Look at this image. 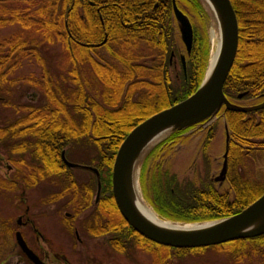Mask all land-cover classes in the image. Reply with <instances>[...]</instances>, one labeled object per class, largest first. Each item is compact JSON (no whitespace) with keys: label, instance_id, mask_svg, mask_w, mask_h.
<instances>
[{"label":"trees","instance_id":"16d2710c","mask_svg":"<svg viewBox=\"0 0 264 264\" xmlns=\"http://www.w3.org/2000/svg\"><path fill=\"white\" fill-rule=\"evenodd\" d=\"M175 1L184 13L202 10L196 0ZM230 3L238 23V47L223 93L233 102L239 94L248 98L264 90V0ZM10 25L19 29L0 36V95L11 96L13 84L23 81L39 92L42 102L4 104L13 110V117L0 125V148L15 163L16 172L0 177V192H25L30 167L46 172L48 179L51 172H64L55 178L58 188L46 200L55 196L64 201V209L74 212L66 221L72 236L76 229L89 239L102 236L114 253L132 260V252L141 250L150 264H188L192 259L195 262L189 264H205L209 250L216 255L227 252L233 264L244 255L264 260V234L206 248L157 245L122 219L112 197V163L123 139L151 115L192 95L206 70L207 41L197 44L193 39L185 71L181 68L178 77H172L178 47L171 0H0V30ZM55 45L61 48L60 63L65 66L61 81L50 76L44 59L43 49ZM24 61L44 66L43 76L11 81L9 77ZM221 113L231 137L229 191L219 193L206 180L198 187L194 181L179 182L175 176L163 181L159 176L153 189L160 217L186 223L218 220L239 213L264 194V180L255 181L239 171H245L252 150L264 156V110ZM191 129L174 132L165 142L172 145ZM153 150L158 152V146ZM62 153L70 162H79V155L86 157L87 166L108 172V197L94 205V183H71L67 172L74 170L63 164ZM80 213L85 217L77 221ZM11 231L6 228L1 234L9 237Z\"/></svg>","mask_w":264,"mask_h":264},{"label":"rangeland","instance_id":"374dc122","mask_svg":"<svg viewBox=\"0 0 264 264\" xmlns=\"http://www.w3.org/2000/svg\"><path fill=\"white\" fill-rule=\"evenodd\" d=\"M196 1L200 4L202 8L201 11H196L194 8L185 13L182 10L180 11L188 18L193 31V39H196L197 44H202V39H206L207 41L209 55L206 66L207 70L214 44L213 34L214 32L217 34V27L215 25L214 18L211 16L209 11H207V9L201 5L199 0ZM171 12L172 20L177 33L176 43L178 49H176L177 53L173 55L170 72L172 77L176 78L181 73V68H183L182 63H184V66H186L188 57L191 54V50L189 53L185 51L181 41L178 24L173 16L172 6ZM18 29L19 28L17 25H10L0 30V36H8ZM105 41L106 40H103L100 45H102ZM43 51L45 53L44 59L46 61V70H50V76H55L61 81L62 78H65V66L64 63H60L61 48L56 45L53 47L48 46L45 47ZM103 53L106 52L103 50L102 54ZM105 58H107L108 61L112 60V58L109 57L107 53ZM35 62L36 61H24V64L19 69H17L12 74V76L9 77V79L11 81H18L20 79L41 78L43 76L44 66L42 67L41 64ZM11 93L12 94L9 97L6 95H0V125L7 123L5 122L7 121L5 120L6 118L13 117V110L4 104L12 103L14 105L37 106L42 102L39 92L27 86L23 81L14 83ZM225 123L226 119L224 115L217 114L208 122L197 125L189 131H185V133L179 137L180 139L178 140L180 141L172 145L170 144V141L165 142L171 135L165 134L166 136L164 135L165 138L161 142H159L157 145L153 144L152 146L148 147V149L140 157L135 168L138 189L137 194L144 206L148 207L153 212L155 211L154 197L156 196V192L153 189V185H155L154 180H158L160 177H162L160 179L165 181L166 177L171 178V176H175L179 182L186 180L194 181L198 187H200L199 184L202 181L205 182L206 180L208 182H212L211 184L215 187L217 192L221 190L222 193L229 191L227 182L220 183L214 181L222 168V155L224 153L225 147ZM157 146L158 152L153 150L154 148L156 149ZM78 159L79 162L72 163H76L80 166H87L85 162H87L88 158L79 155ZM8 160H10L9 157L5 151L0 148L1 178L10 177L13 172H16L15 166L11 168L10 171L7 170V165H10ZM239 171L241 174L242 172H245L250 179L259 182H261L260 180L263 181V154L261 155L260 153L254 152L252 150L249 154L248 161L245 164V171L241 168ZM84 172L91 171L78 168L72 173L75 175L79 183H88L89 181L94 183L95 190L92 195V202L97 195L96 192L98 190L97 187L99 181L103 187L101 196H108V172H101L100 177L97 178L98 180H96V177L93 173ZM51 189L52 188L49 187V185H41V187H39L35 192L26 193L25 191L24 193L20 189L15 193L9 194L0 192V248L3 252L0 255L2 256L0 264H32L15 245L16 232H20L23 239L28 236L27 239L29 240L30 245L33 246V249L37 250V254H42H40L39 259L44 264H150V257L147 254H144L141 250L133 251L132 260H128L123 255L116 254L108 247H105L102 240H94V238L89 239L86 234L78 231L79 229H76L77 232L73 233L74 236L70 235L66 221H69L67 218H70L71 220L75 214L71 208L64 209L62 207V202L54 203L50 206L47 205L43 208H40L41 205H36L34 212L38 217L37 222L45 238L48 239L49 245L46 243L44 244L41 241L35 242L34 236L29 235L30 232L28 230L22 227V225L17 224L18 219L23 216L25 210V197L27 198L28 203L31 202L36 204L39 199L43 198L50 191H52ZM84 215V213H80L77 221L83 219L85 217ZM162 220L178 224H199L204 222L199 221L186 223L164 218H162ZM209 221L213 220H208L206 222ZM22 222L24 221L22 220ZM74 225L78 227L77 222H74ZM6 228L12 230L9 237H4V235L1 234ZM77 238L81 239L82 243H78L76 241ZM60 251L63 252L61 253ZM226 253L227 252L222 251L221 254L216 255L210 250L205 252V264H233L229 260L230 256L226 255ZM204 257L202 256L201 258ZM240 259L238 264H264V260L256 255L251 256L250 259L244 255ZM193 262H195L193 259L189 260L188 264Z\"/></svg>","mask_w":264,"mask_h":264},{"label":"water","instance_id":"95a60500","mask_svg":"<svg viewBox=\"0 0 264 264\" xmlns=\"http://www.w3.org/2000/svg\"><path fill=\"white\" fill-rule=\"evenodd\" d=\"M208 1L213 6V10L208 5ZM199 2L216 21L218 19L221 27V45L212 71L207 75L206 70L203 80L192 95L135 126L119 145L111 170V193L122 219L143 238L157 245L176 249L212 247L236 240L251 239L264 234V194L235 215L199 224H180L182 225H179L181 228L176 229H165L153 225L141 216L135 205V203L143 205L137 194L135 168L140 157L149 146L157 145L165 138V134L183 131L208 122L222 108L240 113L264 108V103L253 107H240L230 103L224 96L223 86L233 65L238 47L236 15L230 0H199ZM171 6L173 16L179 27L182 44L185 51L189 53L193 41L191 24L179 10L175 0H171ZM182 66L185 70L184 63ZM243 95H238V98ZM224 128L226 149L223 155L224 162L219 175L214 179L215 182L220 183L225 180L227 170L229 132L226 125ZM62 158L68 167H79L68 162L64 158V153H62ZM84 168L97 172L94 168ZM99 192L100 186L98 185L96 199L99 197ZM15 242L31 263L44 264L27 247L20 232L15 233Z\"/></svg>","mask_w":264,"mask_h":264},{"label":"flooded vegetation","instance_id":"af4514ba","mask_svg":"<svg viewBox=\"0 0 264 264\" xmlns=\"http://www.w3.org/2000/svg\"><path fill=\"white\" fill-rule=\"evenodd\" d=\"M90 5H92V3H90ZM242 94H244V95L241 98H238L237 97V100H234L232 103L235 104V105H237V106H240V107H253V106H258V105L264 103V90L261 91V92H258L256 94H252V95H250V97L245 98V99H244V97L246 96V93H242ZM261 110H264V108L258 109L256 111H253V112H250V113H253L254 114L255 112H258V111H261ZM221 114L223 115V113H220V115ZM228 132H229V130H228ZM206 140H205V142H206ZM230 141H231V137H230V133H229V142H228V146H227L228 147L227 148L228 149V152H227V170H226V172H228V166H229L228 154H229ZM225 150L226 149L224 147V152H225ZM223 155H224V153H223ZM61 160H62L63 164H65V161L62 158V154H61ZM68 162H70V161H68ZM223 162H224V158L222 157V164H223ZM8 163H10V165H7L8 166L7 167V170L10 171V169L15 166V163L12 160H8ZM70 163H72V162H70ZM72 164L78 165L76 163H72ZM68 168L70 170H75V169H78V168H81V167L79 166V167H74V168H71V167H68ZM67 173L68 174L71 173L70 175H72V180H70L71 183L74 182V181L75 182L76 181L79 182L76 179L75 175L72 172H67ZM84 173H93L95 175V177H96V180H98L97 178H99L100 175H101V172H84ZM47 175L48 174H46V172H40L38 170L35 171L31 167L29 168V172H27L28 183H27L26 193H28V192H35L39 187H41V185H46V186L49 185V187L52 188L51 189L52 191H50L43 198L39 199L40 201L38 200V202L36 204H33L31 202L28 203L27 198L25 197V201H24V203H25V210H24L23 216L19 218V224L22 225V227H24L26 230H28L30 232L29 235L34 236L35 242L36 241H41L44 244L46 243V244L49 245L48 239L45 238L43 232L41 231V229L39 227V224L37 222L38 221V217L35 215L36 213L34 212V210H35L36 205H41L40 208H43V207H45L47 205L50 206V205H53L54 203H58V202H62L64 204V201L63 200H60V199L57 200V199H55L56 198L55 196L52 197L51 201L50 200H46L47 199V196L53 194V192H55L56 189L58 188V185L55 183V181L58 179V177L64 176V172H51L50 179L46 178ZM55 178H57V179H55ZM223 182H225V183L227 182V173H226L225 180ZM98 185L100 186V192H99V197L97 199H96V196H95V199L93 201V204L94 205L98 204L99 201L102 198L101 194H102V188L103 187H102V184H101L100 181L98 182ZM97 189H98V187H97ZM221 191H218V192L219 193H222ZM96 194H97V192H96ZM106 197H108V196H106ZM67 217H68V215H67ZM22 220L24 222H22ZM74 232L76 233L77 231L75 230ZM100 237H101V239L97 237V239L94 238V240L100 239V240L103 241V245L105 247H108L106 245V243H105V239H103L102 236H100ZM27 238H28V236H26L25 239H24L27 247L39 258V256H40L41 253H38L37 254V250H34L33 249V246L30 245L29 240ZM76 241L78 243H82V240L79 239V238H77ZM60 252L62 253L63 251H60ZM54 256L56 257L55 254H54Z\"/></svg>","mask_w":264,"mask_h":264},{"label":"bare ground","instance_id":"6f19581e","mask_svg":"<svg viewBox=\"0 0 264 264\" xmlns=\"http://www.w3.org/2000/svg\"><path fill=\"white\" fill-rule=\"evenodd\" d=\"M208 3H209L208 5L213 10V6L211 5V3L209 1H208ZM214 22H215V25L217 27V34L215 32L213 34L214 44H213V48L211 51L209 64L207 67V75L212 71V68L216 62L217 57H218V53H219V49H220V45H221V42H220L221 41V37H220L221 27L219 25L218 19H217V21H216V19H214ZM135 205H136L138 212L141 214V216H143L148 222L152 223L155 226L165 228V229H167V228L176 229V228L182 226L180 224L170 223V222H167L165 220H162L161 218L157 217L151 209H149L148 207H146L142 204L135 203ZM185 228H187V227H185Z\"/></svg>","mask_w":264,"mask_h":264}]
</instances>
